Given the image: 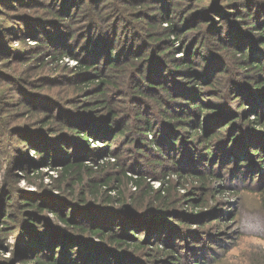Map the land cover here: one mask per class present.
Listing matches in <instances>:
<instances>
[{
	"label": "rangeland",
	"instance_id": "1",
	"mask_svg": "<svg viewBox=\"0 0 264 264\" xmlns=\"http://www.w3.org/2000/svg\"><path fill=\"white\" fill-rule=\"evenodd\" d=\"M52 1L53 0H0V38H3V44L7 46L8 50V52H0V101H3L5 104H12L10 105V107H12L13 112L10 114L11 120H8V122H10L11 125H14L9 128L8 123L5 124V127H8V129H6L7 134L4 137L0 136V141L1 139H3V141L0 142V145L2 143L5 147V151L0 152V154L2 153L3 157L2 160H0V163H2V168L0 169V218L5 217L7 213L13 209V207L20 209L18 207V203L21 198H26L29 200H40V202L44 204L43 210L46 215V219L40 221L41 225L50 229L55 235H63L67 233L68 229L60 221L55 212H60V210L64 209L65 205L68 204V200L64 199L65 196H71L70 200L73 202L74 199H72V197H79L80 195L74 192L56 190L54 188L51 189V187L53 186L50 185V179L48 177H44L43 179L44 182L47 183L46 187H37L38 184L36 185L32 182L29 183L24 179V172L23 170H21V167L30 170L36 165L37 162H39L40 158L36 156L33 150L29 151L28 146L23 143V140L29 141L32 138H35V135H30L29 130L26 131L23 128H18V126L28 125L31 130L35 131H37L38 127H41L38 129L44 130V127H42L40 124L41 116H37L35 114V117V115H32L33 113L31 112V115H27L25 111H23L27 110V108L41 109L42 107L40 104H32V102L36 99L34 98L33 100L34 96L30 94L29 90H27V86L32 90H35L36 88V86H30L28 83L29 77L31 75H37V77H39L36 79V83L38 85L40 82L44 81L51 75L53 76V78L59 81L57 85H54L55 82H51L52 87L50 89L43 88L40 90V93L46 94V96L35 95V97L43 96L47 98H52V96H54L59 99V101H65L64 103H60L58 101L53 102V105L51 106H49V103L44 102L47 104V106H49L44 109H52V111L50 112L45 110L49 114H46L44 117L51 116L54 118L53 120L60 121V118H67L66 115L74 116L75 110H78L74 107H79L80 105L83 106V104L87 102V100H85L87 98H84V92H81L80 90L87 89L86 83L89 80L88 77H84L81 73L78 72L79 67H77V61L80 60V58H90H88V56L85 54L84 49H80L79 47L73 48V46L71 49L72 54H74L75 58L64 57L59 61L61 65L57 68L55 67L53 60L49 57V55H45L44 64H39V60L35 59V57L33 59H24L22 61L20 60L22 58L19 59L11 57L13 55V52H11V50L14 45L18 46L16 50H19L20 48L22 49L21 51H19V54H25L23 55V57H26L27 53L31 50L37 51L41 49L39 46L32 47L38 44V39L35 37L38 35V33H33L30 30L28 31V29L30 28V25H36V23L43 16H46L44 10L47 9V5L50 6V4L53 3ZM79 1L80 0H67L72 9L75 8V5L78 4ZM111 1L112 0H88L90 7H88L87 9H100L103 11H107L110 7ZM139 1H136V3H138ZM155 1L156 5H159L161 3L160 0ZM198 1L199 3L194 0L173 1L172 6H177L178 9H180V12L177 16H172L174 17L172 18V22L177 27V36L173 39L172 46L170 43L169 49L164 51V54L167 56H164L166 58V62L161 61L163 57L161 55H158L156 57L157 62L153 63L152 72L148 73V75L144 72L147 77H144L145 75H142L143 78L140 79L136 75L137 78H135L138 79L136 83L140 85L141 91L147 94L148 90H153L154 93L152 91H149L147 94L150 96V98H147L148 101H146L145 103L138 102L136 106L137 109H135L133 112L131 111L132 109H134V106H132V99L134 98L133 96L128 99V103H119L117 109H120L119 107H121L122 109H126L129 112V114L126 116V120H129L130 123L132 121L138 123L137 119L134 118L136 116L135 111H139L140 113L148 111L150 114H152V110L155 108V106H153L154 103L159 108V110H156V113H159V115H165V113L170 110H174L172 112H175L176 110H179L181 112L182 107H184L183 103L187 102L186 97H183L182 100L178 101H176V99H171L169 96H166L164 93H162L159 88L153 86V82H164L169 87V91H177L179 94L181 93L180 91H184L185 87L189 89V82L187 84L186 81L188 80L187 77H189L190 75L186 71H184L186 67L179 68L177 70V74L171 73V68L174 69L175 65L182 62L184 58H186L187 61L190 62V67L193 71L192 74L194 73L191 76L193 78H195V74H203L204 76L202 77V81H199L198 83L194 82L192 84L194 86L192 88L197 95V101L201 102V104L195 111L196 115H198L199 121L196 122L195 120H192L194 125L191 128L186 124L188 120L176 121L177 123H181L180 125L186 127L185 129H182L183 131H185V142L183 143L186 145L185 148H190V150L192 149V151H195V149H197L204 155H206L208 144L213 146L212 144L220 143L223 146L226 139H230L231 135L238 132V137L234 142L237 141L236 143L240 142V144H242V141L245 140L250 143L251 146L257 147V145H259L263 153L264 132L261 133V136H263L262 139H257V136L260 135L258 134L260 133V131L264 130V109L261 107V112L258 115L259 119L256 118L257 115L252 110L256 107V105L258 106L260 104V106H262L261 104L264 101L259 102L258 98L255 100L251 96V94H249L246 99L244 94L246 91L250 92L251 90H262L261 87L251 88L250 81H252L256 77H263L264 67L260 70L259 66H255L254 64L249 65L250 62H247L244 57H239L235 50L237 47L247 48L250 52V55H248L249 60H251L250 56L252 54H256L261 57L264 56V47L260 46L262 44L259 39L260 36L258 35V31H264V14L260 13V16H258V13L254 12L252 7L247 8V5H244L247 0H238V5L236 0H215L213 1L215 2V4H210L213 3L211 2V0ZM126 2L127 0H123V3L126 7L124 8L125 13L132 15V17L135 19L138 17L146 18V15L152 14V11L149 12L147 10L151 8L153 9V6H134L133 4L127 6L125 4ZM218 4L225 5L220 6ZM234 4L236 6H233L234 11L232 14V18H234V22L238 21L242 22L241 24H244L240 25L241 31L239 32L241 33L236 34L238 36L234 38L235 40L229 37L230 34L228 35L225 31L224 26H221L224 21V13L229 10L227 7H231ZM122 5L123 4L120 2V7ZM223 7H225L224 10ZM244 8L247 9L248 12L252 13V15L244 13V18L235 15L236 13L240 15L242 13L240 9ZM72 18L74 17L72 16ZM69 19L71 20L70 17ZM159 20L160 22H162L161 25L166 24L165 18ZM256 21L263 22V26L261 27V25L257 24ZM249 23H254L255 26H252ZM124 25H127V22ZM24 26H28V28L25 29L23 28ZM79 27L80 25L74 21L72 22V26H70L69 29L72 28L75 33H78L79 31H81ZM137 27L139 26L137 25ZM143 29L144 26H141L140 28L136 29L135 32H138V35L140 36L142 35L141 31H143ZM150 30H152L151 27ZM167 31H171V29H167ZM217 32H219L220 34H216ZM164 33L166 32L160 31L157 32L156 35L161 36ZM85 34H87V31H85ZM200 37H202V44L199 47L201 40ZM170 38H172L171 35ZM161 40L162 39H160V41H157V43H159L160 46H165L163 45L164 41ZM205 47H207L208 51L212 54L210 56V59L217 58L215 67L213 68L208 67L206 69H203V67L207 66L206 58L208 52L204 51ZM223 47L224 49H222ZM221 49V55L215 52L216 50L220 51ZM156 52L160 53L158 51ZM232 54H234L236 57H239L237 62L236 59L234 60V63L231 61ZM91 55H93V53ZM97 61L98 60H96V62ZM99 61L102 62L103 60ZM101 73L103 75L105 74L103 71H101ZM69 80L73 81L69 82ZM119 82L120 85H123L126 82L131 86V81H129V79H120ZM253 84L255 83L253 82ZM78 85H80V87H77ZM93 86L94 85H91V88ZM15 89H22V96H20L18 92H14ZM130 89L132 90V88ZM114 90H117V88H113L112 91L108 94L111 96V98L116 96L114 95ZM156 91H160V93H162H159L161 96V101L159 100L157 102L151 99L155 95ZM237 95L241 96V101L236 99ZM19 96L22 98V100L20 99V101H23L24 104L21 107H15L13 106V103L15 104V99H13V97L18 98ZM259 96L264 97V92ZM177 97H181V95ZM188 98L190 99V97ZM189 99L188 101H190ZM191 100L192 102L196 101V99ZM90 103L92 102H89V104ZM168 104L169 106H167ZM144 106L147 107L144 108ZM104 109L105 108L101 109L99 106L96 107L95 111L98 112V114L100 115L98 117L100 118L98 120H96V117H93L88 121L82 120V126L86 128H88V126H92L94 130H96L99 127L98 125H101L103 123V118L105 119V117H107V113L104 114ZM78 112L81 113L80 111ZM78 112L77 114H79ZM57 115H59V117ZM3 116L4 113H1V134L4 132V122L1 121V117ZM109 117L110 115H108L107 123L113 125L111 132H116L119 129L117 127L125 122V117L123 114L118 115V121H116L114 117H111L110 121H108ZM161 119L163 118L150 122L153 129L147 132V138H154L155 133L157 139L160 138L161 132L157 130L161 127ZM67 120L70 119L67 118L65 121ZM107 123L105 120L103 125H107ZM234 123H236V126L234 125ZM53 130L54 127L52 128V130H48L47 135L52 134L50 131ZM95 132H97V136L88 139L89 146L93 147L94 150L90 152L84 151L82 153L79 152V150L83 147H79V144L74 142L77 138H74L70 135L72 137L71 142L73 145V149L74 147L78 148V150H75L78 151L75 154L80 155V157L83 156V161L87 163V165L92 167L93 172H90L92 174L90 178H87V180L93 179L95 182H105L107 180H110L108 184H110V186L112 187L111 193H114L117 189H122V191H124V195H126V197L128 198H131L132 193L134 191H138L137 187L135 188L134 183H131L129 180L127 181L126 177L121 172L120 166L129 167L127 175H129V173L131 174L130 176L133 177L137 175L129 166L130 159L127 157V155L135 149L133 148V143L132 145H130V142H124V137L114 136V143H112L110 146H107L109 141L107 142V140L105 139H100L101 132L97 130ZM132 132L135 133L137 131L135 130ZM132 132L129 133L132 134ZM64 133L68 135L67 132ZM253 133L254 135L252 136ZM15 134L24 135L22 136L23 140H19L18 138H16ZM193 134H196V136H194V139H192L191 136ZM211 134L213 135L210 136ZM137 135L141 136L138 132ZM37 136L41 137L40 135ZM142 138L143 137H141V139ZM53 139L54 137H41L36 138L35 141L38 142L37 145L42 144L43 146H45V148H49V151H52L51 155H53L55 148L53 147L54 145L52 146ZM181 139L182 138L180 137L178 141H180ZM62 144L63 142H61L60 145ZM232 144H230L228 148L231 149ZM144 145H146L145 142ZM161 147L165 150V152L161 153L162 156L156 155V151L158 150H153L154 155H150L151 153L149 152L148 156L144 157V160H151V164H148L150 170L147 169L151 176H154L152 175L154 173L160 176L163 172H170L168 174V178L171 179L172 185L170 188H168V197L174 200H179V204H175L177 211L170 214L172 215V218H170V220L173 227L181 229V234L180 236H175L173 234V237L170 238V241L172 243H169L168 245L173 248H170V250H172L171 252L179 253L182 259L175 260V256H166V252L163 250L164 244H160V242L162 241V235L160 236V239H158V234L160 233L158 232L159 229L151 227L149 225L147 227L151 229V232L149 234H146V229L143 231L142 227L130 229L126 232V236H128L129 232L132 233L129 238L130 240H139V242L143 245L141 249L136 250L137 252L136 254H134L135 258L138 257L142 259V264H171L170 262L172 261L174 262V264H185V251L188 252L191 242H188V238L190 237V235H186L185 233L188 232V229H190L192 232H197L201 228H203V231L206 230L210 233L215 234L216 237L220 240L222 246H228L227 252H225L224 259L232 264L239 263L241 259H244L248 256L249 252L252 253L259 249H264V218L261 219L255 214L249 213L248 211L242 209V207L246 209H251L253 207L252 199L246 202V204H244V201L248 200V197H251L253 195L256 196V192L259 191L257 189H253L256 188L255 182L258 176L255 167L251 170H247L245 168L239 173L233 172L229 174L230 169L234 168L235 164L232 162V160L221 161L218 156L223 154V152H219L216 150L211 153V150H209L210 152L207 156L208 159L204 160V158H202L200 160L201 162H197L196 158H194V160L196 161L194 163V167L193 162L190 161L187 153H179L180 155L178 154V157L185 159L184 163L188 164L186 167L188 170L194 169L196 167L202 169L200 170V172H202L203 174L204 182L197 183L195 179L192 178V176H195L194 172L196 171L190 172L186 176H184L183 174L186 173V171H183L181 175H175L173 171H175V169H178L176 168V165L180 162L173 159V157H175L173 156L174 153H171L169 157L168 155H166V152L168 150L165 142H162ZM105 148L107 151L109 149L111 150L112 148H115L118 152H121L122 155L126 154L124 155L125 157H122L121 155L122 159L121 161L119 160V166L117 164L112 165L110 163H105L103 167H100L98 165V163L106 162L107 160L109 161L116 158L111 154H107L105 157H103V155L106 154L104 152ZM233 148L237 149L238 147L233 146ZM151 149L156 148L153 146L151 147ZM94 151L97 155L94 158L88 157ZM57 152H59V149L57 150ZM227 152L228 149L225 151V153ZM133 154L134 153H132V155ZM141 154V152L135 153L138 158H141ZM255 154L256 157L259 158L261 155L260 150L258 152H255ZM158 157L161 159L162 157L167 158H163L162 164L158 165L155 164L154 159ZM217 157L218 159L216 161H209V159L213 160ZM197 163H200V165H198ZM56 164L54 168H47V166H44L42 168V171L45 173L44 175H47L49 173L55 174L57 169L60 168V165L58 164L56 166ZM151 166L156 167L155 172L150 173ZM133 167L137 169L136 166ZM4 168L11 169L9 177L11 179L16 178L18 180L16 186L11 184L7 189H3L1 185L7 177V173H4ZM138 169H140L141 171L146 170L142 167H139ZM209 170H212V172ZM199 174L200 173H198V175ZM28 177L30 180L33 179L30 174ZM88 182L89 181H87L83 186L80 187L81 191L86 190L87 193H89ZM219 182H221L220 186ZM146 185H152L153 187H156L158 185V180L153 177H149L147 178ZM242 185L246 186L247 189H240ZM263 187L264 185H262L261 188ZM75 188H79V186L75 184ZM220 189H222L221 193H219ZM242 190H245L244 192L246 193L244 196L246 200L244 201H242L240 197H238V193H236L237 191L242 193ZM6 192H9V195H4L6 194ZM85 195L88 201L86 206H94L92 205L94 203L93 198L89 194ZM72 202L71 204H73ZM127 203L131 205L130 200H128ZM144 205L145 204L142 203L136 205L134 204L131 206V208L135 210H144L142 213L147 212V210L145 209H148V211H152V209L149 210L150 208H147ZM51 209H53V211H51ZM23 212L25 215V207ZM153 216L158 217V215L155 214ZM107 217L108 216L104 217V219ZM164 220L165 218L162 217L161 220L156 221V223H161ZM102 221L103 220L101 218L98 225H100ZM129 222H134L133 224H135L136 222L137 226H140L142 220L140 218H135V220H126L122 222V224L124 223L123 226L126 227ZM27 224H25L26 227H24L23 230L28 227ZM93 224L95 223L93 222ZM123 226L122 230L123 228H125ZM16 227L17 231L9 233L7 239L1 247V249H3L2 255L12 258L14 260V264H17V261H20V263L18 264H22V261L24 260L29 261L27 264H36L33 259V255L23 257L21 259L17 258L18 254L20 253L14 255L15 252H17V247L20 246H17V243L20 241L19 231L21 226L18 227V225H16ZM89 234L91 233H87L84 236L86 237L87 242L90 244L93 241L91 240V237H89L91 236ZM27 238L28 236L25 235L24 239ZM39 240L40 239L36 241L37 247L38 243L40 242ZM94 240L97 241L96 245L94 246L95 250H97V248L99 249V247L102 245V247H104L103 249L113 248L111 244H103L95 237ZM192 240H195V238H193ZM207 242L209 244L205 243L204 246L211 245L213 247L214 245L215 247L214 243H210L208 240ZM22 245H24L23 242ZM116 249L120 251L124 250L117 247ZM56 250V254L54 255L56 259L58 258L66 261L69 260L64 256V254H60V245L56 246ZM73 251L75 255L74 261H71L73 264H93L92 261L103 259H94L96 255L92 256L87 254V250L83 251L79 248L75 250L74 248ZM48 253L50 254V251ZM130 255L132 256V254ZM201 262L202 264L205 262V257L202 258ZM97 264H101V262L97 261ZM129 264L134 263L130 262Z\"/></svg>",
	"mask_w": 264,
	"mask_h": 264
},
{
	"label": "trees",
	"instance_id": "2",
	"mask_svg": "<svg viewBox=\"0 0 264 264\" xmlns=\"http://www.w3.org/2000/svg\"><path fill=\"white\" fill-rule=\"evenodd\" d=\"M136 1L139 0H127L125 4L127 6H129L130 4H133L134 6H153V9L151 8L147 10L149 12L152 11V14L146 15V18L138 17L135 19L132 17V15L125 13L124 8L126 7L123 3V0H112L107 11H103L100 9H87L88 7H90L88 0H80L79 3L75 5L74 9L70 7L71 5L69 4V2H67V0H53V3H51L50 6L47 5V9L44 10L46 16H43L36 23V25H30V28L28 29V31L30 30L33 33H38V35L35 36L38 39V44L32 47L39 46L41 49L37 51L31 50L27 53L26 57H23V55L25 54H19V51L22 50L21 48L19 50H16L18 46L14 45V47H12V58H22L20 59L22 61L24 59L28 60L35 57V59L39 60V64H44L45 55H49V57L53 60L56 68L61 65L59 61L64 57L75 58L74 54H72V46L73 48L79 47L80 49H84L85 54L90 59L80 58V60L77 61V67H79L78 72L81 73L84 77H88L89 80L86 83V88L88 90H80L81 92H84V98H87L85 99L87 100V102L84 103L83 106L80 105L79 107H74L78 109L75 110L74 116L66 115L70 120L65 121L67 118H60V121H56L53 120L54 118L51 116L44 117L46 114H49L46 111H52V109L44 108L53 105V102L58 101L60 103H64L65 101H59V99L54 96H52V98L43 97L46 96V94L40 93V90L43 88L50 89L52 87L51 82H55L54 85H57L59 81H57L51 75L44 81L40 82L38 85L36 83V79L39 78L37 77V75H31L29 77V85L36 86L35 90H32L27 86V90H29L30 94L34 96L33 100L34 98L36 99L32 102V104H40L42 107L41 109L27 108V110L23 111H25L27 115H31V112L33 113L32 115L36 114L37 116H41L40 124L42 127H44V130L38 129L41 128L38 126L37 131L31 130L28 125L18 126V128H23L26 131L29 130L30 135H35V138H32L29 141L23 140L22 136L24 135L15 134V137L19 140H23V143L28 146V150H33L36 156L40 158L39 162H37L36 165L30 170L21 167V170H23L24 172V179L29 183L32 182L36 185L38 184L37 187H46L47 183H45L43 179L44 177H48L50 179V185L53 186L51 187V189L54 188L56 190L74 192L79 194L80 196L72 197V199H74L73 202L70 200L71 196H65L64 199L68 200V204H66L65 208L60 210V212H55L60 221L68 229L66 234L62 233L63 235H55L50 229L41 225L40 221L46 219V215L43 210L44 204L40 202V200H29L26 198H21L18 203V207L20 209L13 207V209L9 211L5 217L0 218V264H14V260L12 258L2 255L3 249H1V247L7 239L8 234L17 231L16 225H18V227L21 226L19 231L20 241L17 243V246H20L17 247V252H15L14 255L20 253L17 256V258L19 259L33 255V259L36 264H73L71 261H74L75 259L73 251L74 248L75 250L77 248L83 251L87 250V254L92 256L96 255L94 259L103 258L101 260L92 261L93 264H97V261H100L101 264H129L130 262L134 264H142V259L138 257L135 258L134 254H136V250L141 249L143 245L139 242V240H130L129 238L132 233L129 232L128 236H126V232L130 229L142 227L143 231L146 229V234H149L151 232V229L147 228L148 225L159 229L158 232L160 233L158 234V239H160V236L162 235V241L160 242V244H164L163 250L166 252V256H175V260L182 259L179 253H172V250H170V248H173L168 245L169 243H172L170 241V238L173 237V234L175 236H180L181 234V229L173 227L170 220V218H172V215L170 214L177 211L175 204L179 202V200H174L168 197V188H170L172 185L171 179L168 178V174L170 172H163L160 176L158 174L157 176L154 173L152 174L154 176H151L148 172V170H150L148 164H151V160H144V157L148 156L149 152L151 153L150 155H154L153 150H158L156 151V155L162 156L161 153L165 152V150L161 147L162 142H165L167 150L169 151H167L168 153L166 152V155H168L169 157L171 153H174L173 156L175 157H173V159L180 162L176 165V168L178 169H175V171H173L174 174L181 175L183 171H186V173H183L184 176H186L190 172L196 171L194 172L195 176H192V178L195 179L197 183L204 182L203 174L202 172H200V170L202 169L196 167L194 169L188 170L186 168L188 164L184 163L185 159L178 157L180 155L179 153H187V156L189 157L190 161L193 162L194 167V163L196 162L194 158H196L197 162H201L200 160L202 158H204V160L208 159L207 156L210 152L209 150H211V153L216 150L219 152H223V154L218 156L220 160H232V162L235 164V167L230 169L229 174L233 172L239 173L245 168L247 170H251L255 167L258 176L255 182L256 188L253 189L259 190L258 192H256V196L253 195L251 197H248V200H246V198L244 197L246 194L244 192L245 190H242V193H240L239 191H237L236 193H238V197H240L242 201L246 200L244 201V204L252 199L253 207L251 209L242 207V209L248 211L249 213L255 214L261 219L264 218V187L261 188L262 185H264V152L262 153L259 145H257L258 148L251 146V144L245 140L242 141V144H240V142L236 143L237 141L234 142L238 137V132L231 135L230 139L225 138L226 141L224 142L225 145L223 144V146L220 143L212 144L213 146L208 144L206 155H204L197 149H195V151H192V149L190 150V148L186 149V145L183 144L185 142V131H183L182 129H185L186 127L180 125L181 123H177L176 121L188 120L186 124L190 128L194 125L192 120H195L196 122L199 121L198 115H196L195 111L197 107H199L201 102L197 101V95L192 88L194 87L192 84L194 82L198 83L199 81H202V77L204 76L203 74H195L196 76L195 78H193L191 75H193L194 73L192 74L193 71L191 70L190 62L187 61L186 58H184L182 62L175 65L174 69L171 68V73L177 74V70L179 68L186 67L184 71H186L190 75L189 77H187L188 80L186 81L187 84L189 82V89L185 87L184 91H180L181 93L179 94L177 91H169V87L164 82H153V86L159 88L162 93H164L166 96H169L171 99H176V101H178L182 100L183 97H186L187 102L183 103L184 107H182L181 112L179 110H176L175 112H172L174 110H170L167 111L165 115H159V113H156V110H159V108L153 102V106H155V108L152 110V114H150L148 111H144L142 113H140L139 111H135L136 116L134 118L137 119L138 123L135 121H132L130 123L129 120H126V116L129 114V112L126 109H122L121 107H119L120 109H117L119 103H128V99L131 96L134 97L132 99V106H134V109L131 110L132 112L137 109L136 106L138 102L145 103L146 101H148L147 98H150V96L147 95L148 92L152 91L154 93V91L148 90L147 94L141 91L140 85L136 83V81L138 80L135 79L137 78L136 75L140 79L143 78L142 75H145L144 77H147L145 73H147L148 75V73L152 72L153 63L157 62L156 57L158 55H161L163 57L161 61L166 62L165 57L167 56L164 54V51L169 49L170 43L172 46V41L177 36V27L172 22V18H174L172 16H177L180 12V9H178L177 6H172L174 0H160L161 3L159 5H156L155 0H141L138 3H136ZM194 1L199 3L198 0ZM213 1L215 0H211V2ZM237 1L238 0H236V2ZM120 2L124 6L122 5L120 7ZM238 3L239 2H237V5ZM210 4H215V2ZM218 5L224 6L225 4ZM244 5H247V8L252 7L254 12L258 13V16H260V13L264 14V0H247ZM233 6L236 7L235 4L231 7H227L229 10L224 13V21L221 25L224 26L226 33L228 35L230 34L229 37H231L232 39L238 36L236 34L241 33L239 32L241 31L240 25H244L241 24L242 22H234V18H232V14L234 11ZM224 9L225 7H223V10ZM240 11H242L240 15H238L237 13L235 15L241 18L245 17L244 13L252 15V13L248 12V10L245 8L240 9ZM72 16L74 18H72ZM69 17L71 18V20L69 19ZM162 18H165V25H161L162 22H160L159 19ZM74 21L80 25L79 28L81 29V31H79L78 33H75L72 28L69 29V27L72 26V22ZM126 22L127 25H124ZM256 23L260 24L261 27L263 26V22L256 21ZM249 24L255 26L254 23ZM137 25L139 27H137ZM141 26H144V29L143 31H141L142 35L139 36V33L135 32V30L140 28ZM150 27L152 28V30H150ZM23 28L27 29L28 26H24ZM167 29H171V31H167ZM85 31H87V34H85ZM160 31H165L166 33L161 36L156 35V33ZM258 32V35L260 36L259 39L262 44L260 46L264 47V31L260 30ZM216 34L220 33L217 32ZM170 35L172 36V38H170ZM200 38L201 40L199 47L202 44V37ZM160 39H162L161 41H164L163 45L165 46H160L159 43H157V41H160ZM3 41V38H0V52H8L7 46L3 44ZM222 49H224V47ZM222 49L220 51L216 50L215 52L221 55L220 53L222 52ZM156 51L160 53H157ZM204 51H207L208 54L206 58L207 66L203 67V69H206L208 67H215L217 58L210 59V56L212 54L208 51L207 47H205ZM235 51L237 52L239 57H244L247 62H250L249 65L254 64L255 66H259L260 70L264 67V56L261 57L256 54H252L250 56L251 60H249L248 55H250V52L247 48L237 47ZM92 53L93 55H91ZM231 56V61L233 63L235 59L236 62L238 61L239 57H236L234 54H232ZM96 60L98 61L96 62ZM99 60L103 61L100 62ZM101 71H103L105 74L103 75ZM120 79H129V81H131V86L126 82L123 85H120ZM70 81L73 80H69V82ZM250 82L251 88L261 87L262 90H251L250 92L246 91L244 94L246 99L248 95L251 94V96L255 100L258 98L259 102L264 101V97L259 96L264 92V76L256 77ZM253 82L255 84H253ZM91 85L94 86L91 88ZM77 87H80V85H78ZM113 88H117V90L113 91L114 95L116 96L111 98V96L108 94L112 91ZM130 88H132V90ZM160 91H156L155 95L151 99L157 102L159 100L161 101L160 94L162 93H160ZM14 92H18L20 96H22L23 94L22 89H15ZM35 95L43 96L35 97ZM179 95H181V97H177ZM20 96L18 97L19 99L13 97V99H15V104L13 103V106H23L24 103L23 101H20V99L22 100ZM188 97H190V99ZM188 99L191 102L188 101ZM191 99H196V101L192 102ZM236 99H238L239 101L242 100L240 95H237ZM44 102H47L50 105L47 106V104ZM89 102L92 103L89 104ZM10 105L12 104H5L3 101H0V114L4 113V116L1 117V121L4 122V134H1L0 132L1 137L6 136L7 134L6 129H8V127L6 128L5 124L8 123L9 128L14 126L11 125L10 122H8V120H11L10 114L13 112V109L12 107H10ZM261 105L262 106H260V104L258 106L256 105V107L252 110L257 115V119H259L258 115L261 112V107L264 109V102ZM98 106L101 109L105 108L104 114L107 113V117H105V119L103 118V123L105 120L107 123L108 115H110L108 121H110L111 117H114L115 120L118 121V115L120 114H123L125 117V122L117 127L119 129L116 132H111L113 125L108 123L107 125H103V123L101 125H98L99 127L96 130L101 132L100 139H105L107 140V142L109 141L107 146H110L112 143H114L113 140L115 137H124V142H130V145H132L133 143V148L135 149L132 150V152L127 155V157L130 159L129 166L137 175L134 177L130 176V173L129 175H127L129 167L120 166L121 172L124 174L127 181L129 180L131 183H134L135 188L137 187L138 191H134L131 195V198L126 197L122 189H117L114 193H111L112 187L110 186V184H108L110 180H107L105 182H95L93 179L87 180V178H90L92 174L90 172H93L92 167H90L83 161V156H81V158L80 155L75 154L76 152H78L75 151L78 150L77 147H74L73 149V145L71 142L72 137L77 138L74 142L78 143L79 147H83L82 149L80 148L79 152H90L94 150L93 147L89 146L88 139L94 136L96 137L97 132H95L96 130H94L92 126H88V128L83 127L82 120L88 121L93 117H96V120H98L100 118L98 116L100 115L95 111L96 107ZM167 106H169V104ZM145 107L147 106H144V108ZM78 111H80L81 113H79ZM77 112L79 114H77ZM57 116L59 117V115ZM160 118H163L160 121L161 127L157 130L161 132L160 138L157 139L155 131L154 138H147V132L153 129L150 122L159 120ZM234 125L236 126V123H234ZM53 127L54 130L50 131L52 134L47 135L48 130H52ZM135 130L141 136H138L137 132H132ZM64 132H67L68 135ZM129 132H132V134H130ZM262 132H264V130L258 133L260 135L257 136V139L263 138V136H261ZM62 133L66 134L67 136ZM213 134H211L210 136H212ZM37 135H40L44 138L54 137L52 141V146L54 145L53 147H55L53 155H51L52 151H49V148H45V146H43L42 144L37 145L38 142L35 141V139L41 138ZM253 135L254 133L252 134V136ZM191 136L192 139H194V136H196V134H193ZM141 137L143 138L141 139ZM180 137L182 139L178 141ZM2 141L3 139H1L0 142ZM61 142H63L62 145H60ZM144 142L146 143V145H144ZM230 144H232L231 149L228 148ZM152 145L156 149H151V147H153ZM233 146L238 148L234 149ZM0 149V152L5 151V147L2 143L0 145ZM58 149L59 152H57ZM227 149L228 152L225 153ZM259 150L261 155L258 158L256 157L255 152H258ZM104 152L106 154H104L103 157H105L107 154H111L116 158L109 161L107 160L106 162L98 163L100 167H103L105 163H110L112 165L117 164L119 166L122 157H125L124 155H126H122V153L118 152L115 148H112L111 150L109 149L108 151L105 148ZM137 152L142 153L141 158H138L135 155V153ZM132 153L134 154L132 155ZM0 155V160H2V153ZM96 155L97 154H95L94 151L88 157L94 158ZM218 157L213 160L209 159V161H216ZM163 158L166 159L167 157H162V159ZM154 159L155 164H162L163 160L161 158L158 157ZM56 163L60 165V168L57 169L55 174L49 173L47 175H44L45 173L42 171V168L44 166H47V168H54ZM58 164H56V166ZM197 164L200 165V163ZM133 166H136L137 169H135V167ZM139 167H142L146 170L141 171L140 169H138ZM1 168L2 163H0V169ZM155 168L156 167L151 166L150 173L155 172ZM3 170L4 173H7V177L1 185L3 189H7L11 184L16 186L18 180L16 178L11 179L9 177L11 169L4 168ZM209 171L212 172V170ZM198 173L200 174L198 175ZM29 174L33 177L32 180L29 179ZM149 177H153L158 180V185L156 187H153L152 185H146L147 178ZM87 181H89V193H87L86 190H80V187L83 186ZM75 184H77L79 188H75ZM220 184L221 182H219V186ZM240 189H247V187L242 185ZM9 192H6V194L4 195H9ZM221 192L222 189L219 190V193ZM85 194H89L93 198V208L86 206L88 201ZM127 198L131 201V205L127 203ZM71 202L73 204H71ZM139 203L145 204L144 206L150 208L149 210L152 209V211H148V209H145L147 210V212L142 213L144 210H135L131 208L132 205H136ZM24 207L26 209L25 215L23 212ZM51 211H53V209H51ZM125 214L126 216L131 217H126ZM154 214L158 215V217L153 216ZM106 216L108 217L104 219V217ZM162 217H164L165 220L157 224L156 221L161 220ZM101 218L103 221L102 223H100V225H98ZM135 218H140L142 220L140 226H137L136 222L135 224H133L134 222H129L126 227L123 226L124 223L122 224V222L126 220H135ZM93 222L95 224H93ZM25 224H27L28 227L23 230V228L26 227ZM122 226L125 227L123 228V230ZM187 231L188 232L185 234L190 235V237L188 238V242H191L190 249H188V252L185 251V264H202L201 260L203 257H205V262L203 264H232L224 259L225 252H227L228 246H225L226 248L222 246L220 240L216 237L215 234L210 233L206 230L203 231V228H201L197 232H192L190 229H188ZM87 233H91L89 234L91 235L89 237H91V240L93 242L90 244L87 242L86 237L84 236ZM25 235L28 236L27 239H24ZM94 237L97 240L101 241L103 244H111L113 248L103 249L104 247H102V245L99 247V249L97 248V250H95L94 246L96 245L97 241L94 240ZM193 238H195V240H192ZM38 239H40V242L38 243L37 247L36 241ZM207 240L210 243H214L215 247L214 245L213 247L211 245L204 246L205 243L209 244ZM22 242L24 243V245H22ZM57 245L61 246L60 254H64V256L69 260L66 261L58 258L56 259L54 257L57 251ZM116 247L122 248L124 250L120 251L116 249ZM49 251L50 254L48 253ZM130 254H132V256ZM28 262L29 261L24 260L22 261V264H27ZM18 263H20V261H17V264ZM170 263L174 264L173 261ZM236 264H264V249H259L252 253L249 252L247 257L241 259L240 262Z\"/></svg>",
	"mask_w": 264,
	"mask_h": 264
}]
</instances>
